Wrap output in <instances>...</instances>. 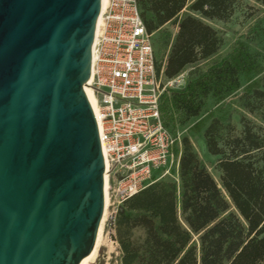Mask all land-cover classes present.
<instances>
[{
    "label": "water",
    "instance_id": "water-1",
    "mask_svg": "<svg viewBox=\"0 0 264 264\" xmlns=\"http://www.w3.org/2000/svg\"><path fill=\"white\" fill-rule=\"evenodd\" d=\"M102 0H0V264H82L105 213L86 86Z\"/></svg>",
    "mask_w": 264,
    "mask_h": 264
},
{
    "label": "trees",
    "instance_id": "trees-1",
    "mask_svg": "<svg viewBox=\"0 0 264 264\" xmlns=\"http://www.w3.org/2000/svg\"><path fill=\"white\" fill-rule=\"evenodd\" d=\"M137 1L147 30L157 32L159 52L167 53L164 77L171 79L219 54L224 36L212 23H228L239 0ZM251 1L264 6V0ZM169 23L175 33L164 29ZM241 74L255 75L236 98L241 132L216 116L204 126L219 177L183 136L181 148L173 147L177 178L155 176L110 219L121 264H264V68L237 48L166 96L162 111L167 125H176L177 113L197 117L209 95L222 99L237 91ZM196 128L200 132L202 123Z\"/></svg>",
    "mask_w": 264,
    "mask_h": 264
},
{
    "label": "built area",
    "instance_id": "built-area-1",
    "mask_svg": "<svg viewBox=\"0 0 264 264\" xmlns=\"http://www.w3.org/2000/svg\"><path fill=\"white\" fill-rule=\"evenodd\" d=\"M100 15L87 86L96 97L105 186L116 204L114 218L119 206L155 176L177 178L173 169L179 157L173 147L181 148L182 133L166 124L162 107L166 96L188 85L189 72L164 77L167 53L160 57L157 32L147 30L137 0H106Z\"/></svg>",
    "mask_w": 264,
    "mask_h": 264
},
{
    "label": "rangeland",
    "instance_id": "rangeland-1",
    "mask_svg": "<svg viewBox=\"0 0 264 264\" xmlns=\"http://www.w3.org/2000/svg\"><path fill=\"white\" fill-rule=\"evenodd\" d=\"M212 25L223 34L224 45L216 57L198 67L188 69V81L196 77V75L208 71L217 62L227 59L235 49L240 47H244L250 56L257 61L258 65L264 68V6H260L251 0H239L235 14L228 23L216 21ZM164 29L175 33L177 27L169 23ZM165 54L164 51L160 50L161 58ZM254 77V74H241L240 88L235 92L227 94L222 99L213 95L206 97L202 112L197 117L186 118L183 113L179 114L176 112V125H174V128L181 131L182 137L188 136L191 139L194 147L201 152L204 162L216 178L219 177V173L213 167L216 157L209 155L206 151L203 140L204 126L208 125L211 118L216 116L234 124L237 132L240 133V114L236 98L246 88L250 79ZM201 123L203 129L199 132L196 125ZM106 199L107 204L105 206V218L99 251L93 259L94 261L92 260L88 264H121L120 246L109 225L116 204H112L114 198L108 197V190ZM142 235V230L137 229L134 231L135 238H140Z\"/></svg>",
    "mask_w": 264,
    "mask_h": 264
},
{
    "label": "bare ground",
    "instance_id": "bare-ground-1",
    "mask_svg": "<svg viewBox=\"0 0 264 264\" xmlns=\"http://www.w3.org/2000/svg\"><path fill=\"white\" fill-rule=\"evenodd\" d=\"M105 2H106V0H102V7H104ZM101 21H102V17L100 15V17L98 19V26L101 24ZM86 88H87V91H88V93L90 95V98H91V101H92V104H93V108H94V110H96L97 109L96 97H95L92 89L89 86H86ZM106 197H107V183H106V186H105V206L107 204ZM104 218H105V214H104V217H103V222H104ZM103 222H102L100 230H99V234H98V237H97V241H96L95 247H94L92 253L83 260L82 264H88L90 261H92L96 257V255H97V253L99 251V247H100V242H101V237H102Z\"/></svg>",
    "mask_w": 264,
    "mask_h": 264
}]
</instances>
